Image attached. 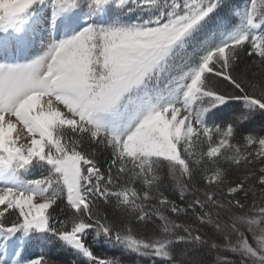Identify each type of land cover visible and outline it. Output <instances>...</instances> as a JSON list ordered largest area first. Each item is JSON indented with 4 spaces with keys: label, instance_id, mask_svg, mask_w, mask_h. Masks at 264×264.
<instances>
[{
    "label": "snow or ice",
    "instance_id": "snow-or-ice-1",
    "mask_svg": "<svg viewBox=\"0 0 264 264\" xmlns=\"http://www.w3.org/2000/svg\"><path fill=\"white\" fill-rule=\"evenodd\" d=\"M258 116L264 0H0V264H264Z\"/></svg>",
    "mask_w": 264,
    "mask_h": 264
},
{
    "label": "trees",
    "instance_id": "trees-1",
    "mask_svg": "<svg viewBox=\"0 0 264 264\" xmlns=\"http://www.w3.org/2000/svg\"><path fill=\"white\" fill-rule=\"evenodd\" d=\"M234 2L239 3V2H241V0H234ZM253 123H256L257 126L260 125V128H261L262 126H264V118H261V117L258 116V117L252 122V124H253ZM234 175H235V174H234ZM32 251H35V252H41V251H43V249L35 248V249H33ZM107 251H108V249H107L104 245H100V246L97 248V252H98V253H103V252H107Z\"/></svg>",
    "mask_w": 264,
    "mask_h": 264
},
{
    "label": "rangeland",
    "instance_id": "rangeland-1",
    "mask_svg": "<svg viewBox=\"0 0 264 264\" xmlns=\"http://www.w3.org/2000/svg\"><path fill=\"white\" fill-rule=\"evenodd\" d=\"M250 127H251L252 129L256 130V131H259V130H260V125L257 126L256 123L251 124Z\"/></svg>",
    "mask_w": 264,
    "mask_h": 264
}]
</instances>
